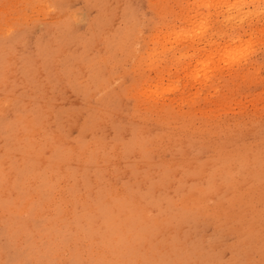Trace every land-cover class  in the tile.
I'll list each match as a JSON object with an SVG mask.
<instances>
[{
  "label": "rangeland",
  "instance_id": "obj_1",
  "mask_svg": "<svg viewBox=\"0 0 264 264\" xmlns=\"http://www.w3.org/2000/svg\"><path fill=\"white\" fill-rule=\"evenodd\" d=\"M206 1L0 0V264H264V0Z\"/></svg>",
  "mask_w": 264,
  "mask_h": 264
},
{
  "label": "bare ground",
  "instance_id": "obj_2",
  "mask_svg": "<svg viewBox=\"0 0 264 264\" xmlns=\"http://www.w3.org/2000/svg\"><path fill=\"white\" fill-rule=\"evenodd\" d=\"M203 1V0H202ZM206 1V0H205ZM221 2H223L222 3V5L224 6V7H226V10L228 11L227 12V15H226V19L228 20V21H233V22H235V19H237V18H235V17H238V19L237 20H239V21H241L242 19V14L243 13H241V11H243V7H241V6H243V4L242 3H244V0H220ZM262 1V0H261ZM207 2V1H206ZM221 2L219 3V4H221ZM41 3V2H40ZM41 7V6H40ZM34 9V8H33ZM242 9V10H241ZM241 13V14H240ZM203 15V14H202ZM242 17H241V16ZM205 16V15H204ZM208 16V13L206 14V17ZM205 17V18H206ZM234 18V19H233ZM207 20H208V18H206ZM210 19V18H209ZM241 19V20H240ZM206 20V21H207ZM208 22H209V20H208ZM207 23V22H206ZM228 23H230V22H228ZM232 23V22H231ZM236 24V23H235ZM175 26V25H174ZM175 30V29H174ZM173 31V30H172ZM170 32V31H169ZM169 32H167V34L169 33ZM174 32H177V31H174ZM206 32H207V30L205 29V25L204 26H202V28L195 34V36H199V37H206ZM179 33V32H178ZM163 34V36L165 35L164 33H162ZM170 34H172V33H170ZM173 34H177V33H173ZM180 35H181V33H180ZM183 35V34H182ZM162 36V35H161ZM175 36V38H174V40L176 39V36L177 35H174ZM184 36V35H183ZM182 37V36H181ZM190 38H193V36H189ZM162 38V37H161ZM187 39V38H186ZM177 42V41H176ZM175 42V43H176ZM174 43V44H175ZM169 49H171V46L169 47ZM158 50V49H157ZM215 50H217L216 48H215ZM158 52V51H157ZM160 52V51H159ZM216 52V51H215ZM217 52H218V50H217ZM153 54V53H152ZM151 56V55H150ZM155 57H156V55H155ZM154 57V58H155ZM243 58H245V56L244 57H242V59L241 58H237L236 59V57L232 54V56L231 57H229V59L231 60V61H236V63H240L242 60H244ZM151 59H153V58H151ZM150 60V59H149ZM215 61V59L213 58L212 59V62H214ZM211 61H209V63H207L208 64V66L210 65V63H212ZM212 65V64H211ZM191 66V65H190ZM188 67V66H187ZM193 70V69H192ZM195 70V69H194ZM205 70V78H206V71H208V69L206 70V69H204ZM203 70V71H204ZM197 71H199V70H197ZM195 72V71H194ZM200 73V72H199ZM203 72H201V74H202ZM209 73H210V71H209ZM193 74V73H192ZM191 74V75H192ZM196 74V73H195ZM208 74V73H207ZM190 75V76H191ZM199 75V74H198ZM196 76H197V74H196ZM195 76V77H196ZM153 94V93H152ZM154 97V96H153ZM167 147V146H166ZM48 160V159H47ZM78 165V164H77ZM60 169V168H59ZM47 173V172H46ZM221 181V180H220ZM201 184V183H200ZM63 186V185H62ZM221 187V186H220ZM238 188V187H237ZM62 191V190H61ZM38 194V193H37ZM37 194L36 195H34L35 197H38L39 198V196H37ZM67 194V193H66ZM110 194H112V193H110ZM127 195V194H126ZM62 196V195H61ZM81 196V195H80ZM35 197H34V199H35ZM65 197V196H64ZM94 197V196H93ZM82 198V196L80 197V199ZM84 198V197H83ZM82 198V199H83ZM33 198H32V200H34ZM65 199H66V197H65ZM187 198H185V200H186ZM62 200H63V198H62ZM68 202H69V200L68 199H66ZM64 201V200H63ZM63 201H62V204H63ZM67 201H65V203L67 202ZM82 202H84L85 201V198H84V201L83 200H81ZM67 202V203H68ZM89 202V201H88ZM107 202V201H106ZM134 202V201H133ZM138 202H140V201H138ZM137 202V203H138ZM187 202V201H186ZM27 203V202H26ZM29 203V202H28ZM52 203L53 202H50V205H52ZM70 203V205H69V208H70V206H71V202H69ZM181 203V202H180ZM86 204V203H85ZM84 204V205H85ZM215 204V203H214ZM88 206L90 205V207H91V204L89 203V204H87ZM67 206V205H66ZM136 207V206H135ZM141 207V206H140ZM67 208V207H66ZM68 208V209H69ZM89 208V207H88ZM147 208V207H146ZM23 209H25V207H23ZM50 209H52V208H50ZM148 209V208H147ZM66 210V209H65ZM64 210V211H65ZM70 210V209H69ZM136 210V209H135ZM144 210V209H143ZM23 211V210H22ZM46 211V210H45ZM143 212H145V211H143ZM52 213V212H51ZM70 212H68V214H69ZM143 215H145V214H143ZM62 216V215H61ZM68 218H69V216H68ZM68 226H71L70 224L68 225ZM67 226V227H68ZM74 227V226H73ZM72 230V229H71ZM82 236V234H80L79 233V236ZM80 236V237H81ZM95 238V237H94ZM93 238V239H94ZM115 238V237H114ZM73 239V238H72ZM98 238H96L95 240H97ZM82 240H83V237H82ZM83 241H85V240H83ZM85 244L87 243V242H84ZM84 243H83V245H84ZM59 245V244H58ZM145 246V245H144ZM98 247V246H97ZM80 250H82V249H80ZM99 250H102L101 248L100 249H98V251ZM98 251H97V253H98ZM67 252V251H66ZM83 252V251H82ZM103 252H104V250H103ZM85 253V252H84ZM105 254V253H104ZM85 257V256H84ZM96 257H97V255H96ZM106 257V256H105ZM104 257V258H105ZM149 264V263H148Z\"/></svg>",
  "mask_w": 264,
  "mask_h": 264
}]
</instances>
